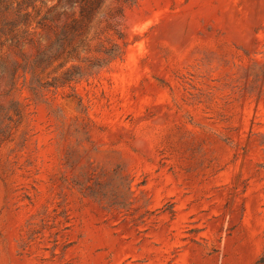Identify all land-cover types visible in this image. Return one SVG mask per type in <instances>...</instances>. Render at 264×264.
<instances>
[{
  "label": "rangeland",
  "instance_id": "374dc122",
  "mask_svg": "<svg viewBox=\"0 0 264 264\" xmlns=\"http://www.w3.org/2000/svg\"><path fill=\"white\" fill-rule=\"evenodd\" d=\"M61 2L0 0V264H258L264 0Z\"/></svg>",
  "mask_w": 264,
  "mask_h": 264
},
{
  "label": "trees",
  "instance_id": "16d2710c",
  "mask_svg": "<svg viewBox=\"0 0 264 264\" xmlns=\"http://www.w3.org/2000/svg\"><path fill=\"white\" fill-rule=\"evenodd\" d=\"M62 5L67 8H77L79 14L78 18L66 15L65 11H61L55 7H50L43 17L48 23V29L51 31L53 36V42L60 44L61 42L70 43L74 37L81 35L86 30L88 24L97 15L99 6L102 0H61ZM61 16H65L63 24H59ZM117 15L112 16V23H110V29L113 31V35L117 39H121L120 33L117 30L116 23ZM69 19V20H68ZM68 20V21H67ZM84 40L81 39L78 46H74L72 51H76L79 46L83 44ZM102 58L99 60L101 63H107L111 59L115 58L118 52V46L115 43H109L108 48L102 51ZM258 264H264V254L257 262Z\"/></svg>",
  "mask_w": 264,
  "mask_h": 264
}]
</instances>
